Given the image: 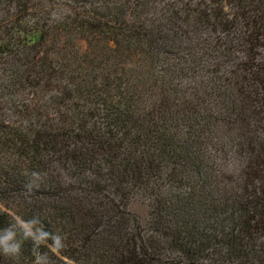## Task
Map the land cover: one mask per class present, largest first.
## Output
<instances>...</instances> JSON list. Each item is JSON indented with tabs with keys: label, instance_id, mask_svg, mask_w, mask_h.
Returning a JSON list of instances; mask_svg holds the SVG:
<instances>
[{
	"label": "trees",
	"instance_id": "1",
	"mask_svg": "<svg viewBox=\"0 0 264 264\" xmlns=\"http://www.w3.org/2000/svg\"><path fill=\"white\" fill-rule=\"evenodd\" d=\"M175 3L0 0V264H264V0Z\"/></svg>",
	"mask_w": 264,
	"mask_h": 264
},
{
	"label": "rangeland",
	"instance_id": "2",
	"mask_svg": "<svg viewBox=\"0 0 264 264\" xmlns=\"http://www.w3.org/2000/svg\"><path fill=\"white\" fill-rule=\"evenodd\" d=\"M170 3L175 4L176 7L179 6L178 4L175 3V0H168V5ZM178 36H179V34H178ZM187 38H191V36L189 35L185 38L183 36V37L177 39V41H176L177 45L176 46L187 47L188 44H190V42H188ZM78 47L83 50L85 48V44L83 42H80L78 44ZM127 211L130 214L136 216L139 223H140V226L142 227V229H145L146 222L148 220V212H149V206H148L147 202L143 201V200H139V199L132 200L127 205ZM145 234L146 233H144V236H145ZM178 261H179V258L177 255H173V254L168 255V262L177 263Z\"/></svg>",
	"mask_w": 264,
	"mask_h": 264
},
{
	"label": "clouds",
	"instance_id": "3",
	"mask_svg": "<svg viewBox=\"0 0 264 264\" xmlns=\"http://www.w3.org/2000/svg\"><path fill=\"white\" fill-rule=\"evenodd\" d=\"M5 239H10V236L6 237ZM11 250L15 251V248L13 247ZM6 251H7V249H6Z\"/></svg>",
	"mask_w": 264,
	"mask_h": 264
}]
</instances>
